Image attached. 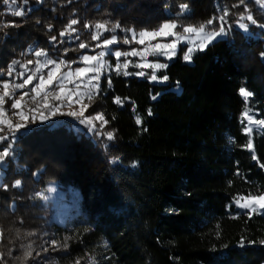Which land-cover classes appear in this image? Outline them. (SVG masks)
I'll return each mask as SVG.
<instances>
[{
  "label": "trees",
  "instance_id": "1",
  "mask_svg": "<svg viewBox=\"0 0 264 264\" xmlns=\"http://www.w3.org/2000/svg\"><path fill=\"white\" fill-rule=\"evenodd\" d=\"M225 8L227 36L193 63L181 53L172 59L158 71L167 83L104 75L84 114L103 113L108 123L95 131L86 123L74 130L61 115L42 120L36 80L6 98L13 123L20 110L11 103L25 91L30 109L14 139L9 132L0 143L10 151L0 164V264H264V212L236 205L264 194V126L242 116L247 107L264 120V12L253 0H0V90L33 73L37 52L82 66L113 33L93 40L96 23L119 24L122 38L175 18L201 24ZM248 12L258 23L245 19L244 30L235 21ZM73 19L77 31L61 35ZM241 87L253 93L247 101ZM250 139L254 150L245 147ZM53 184L65 191L62 202L73 198L65 223L50 219Z\"/></svg>",
  "mask_w": 264,
  "mask_h": 264
},
{
  "label": "snow or ice",
  "instance_id": "2",
  "mask_svg": "<svg viewBox=\"0 0 264 264\" xmlns=\"http://www.w3.org/2000/svg\"><path fill=\"white\" fill-rule=\"evenodd\" d=\"M7 2V0H5ZM15 2V0H13ZM245 0H240V4H244ZM257 4H260L262 7H264V0H256ZM181 10H187L188 5L184 4L181 5ZM247 7V5H245ZM24 13L23 11H16L14 15L16 16H22ZM227 17H228V9H224L223 15L220 16H213L209 20H207L205 23L200 24L199 26L195 25H188L183 27V32L178 33L174 31L177 27L176 23L173 21H166L163 24H161L158 28L153 29L152 31L148 30H142L139 33H136L132 29H128L126 31L132 32V39L136 40L137 36L140 37V39L137 40V42L141 45L145 44V38H148L149 41L155 40L157 37H175L176 39L172 40L170 43L162 44V43H156V44H150V46L143 48L142 50H137V49H132L131 52H120L116 51L114 53L115 57L119 60L121 56H145L149 54H157V55H163L167 56L169 58L173 57L176 55V48L180 40L183 39H188V37L184 34H190L194 33L197 41H193L194 47L188 48V50L184 53L183 59L185 61H190L192 58V53L199 49V50H204V48L207 47L208 44H210L213 40H215L217 37H220L221 35H226L228 30L231 28V25H227L226 27V22H227ZM247 19L250 21L252 24H257V20L254 19L253 15L251 12H248L247 14L241 13L240 14V19L236 20L235 23L242 29L247 30L248 24L243 23ZM220 21L218 29L216 28H211L209 29V26L213 25L215 21ZM39 23V21H37ZM79 21L76 19H73L70 21V23L67 25L66 29L64 32H61V35H66L69 32H76L77 29L74 28L73 26L78 24ZM4 26H10V25H4ZM14 26V25H11ZM261 27H264V25H260ZM51 28V25H49ZM84 27L90 28L92 25L85 24ZM120 25L116 24L114 25L111 29L107 27L106 23H96L95 28L97 30H103L104 32H115L116 28H119ZM208 29V30H206ZM102 33L97 31L92 35L93 40H100ZM78 38V37H77ZM53 40L56 39V37H52ZM118 38L116 35H112L110 38H104L102 41V45H96V47H109L113 44L118 43ZM127 37L124 38L123 43L128 44L131 43ZM80 48H86L87 45L84 43L79 44ZM67 51V50H66ZM37 56L44 55L43 51L37 52ZM264 56V53L261 54ZM105 56V52L101 51L97 53L96 55H84L82 57V60L88 65L86 68H76L74 71L71 69V64L76 63V61H65L63 59L59 60L57 62L56 60L48 59L45 63L41 65L40 68H37L36 71L40 72L41 68H47L49 65H52L53 67L48 71L47 76L45 77L44 75L39 76V83L35 85L34 88H32V92L36 93L37 95L40 94V92H43L48 86L52 85L54 82L58 84V87L60 89V92L63 93L65 91L64 88V83L65 81L72 83L73 82V77L79 79L81 77H88V82L90 85V89L87 93H82L80 94L81 96L87 95L89 101H91L93 94H95L96 91L99 89V83L93 84L92 81H99L100 75L102 73V70L105 69L106 67V62L103 60V57ZM19 63L18 61H13V64L9 66V71L7 72L8 76H12L13 72L15 71V65ZM28 64H32L33 61L29 60L27 62ZM131 63V61H126L123 64L117 63L115 65V71L119 74L121 71L125 75H130L131 73H128L127 71H124L127 69L128 64ZM61 66L67 67L69 70L61 76L60 74V69ZM137 67H148V68H167V64H137ZM24 67L27 69V65H24ZM91 73L92 75L89 76L88 74ZM20 76H24L25 74L23 72L19 73ZM135 75L138 76H143V72H138L135 73ZM152 80L158 79V77L153 73L150 77ZM36 79V77L33 74L27 75V77L24 79L23 83L20 84H15L12 85L10 81H3L2 82V90H0V142L8 140V134L9 132L13 135L14 139V134L15 132L19 131L22 127L25 125L23 123H13L12 118L8 114V110L5 109L4 105L8 102L6 98H10L15 95V89H24L27 85H31L33 83V80ZM163 80H167L168 77L165 75L162 77ZM109 85H111V79H108ZM76 88H79V84L76 85ZM240 94L244 97L245 101H247L248 97L252 96L253 93L247 91L245 88L241 87L239 89ZM29 93L25 91L22 95L17 97L12 103H11V108L12 109H18L20 111H16L12 113V116L19 117L21 121H28L29 117L24 113L22 110V102H25V97H27ZM35 99V97H33ZM47 97L45 96V100ZM56 99L59 100L60 96L57 95ZM155 99V97H153ZM79 102V101H78ZM115 102L117 104H122L123 101L119 98H115ZM88 105H82V109L79 112H70L69 115L76 116L77 118L84 117V110H86ZM32 111H35V109H32ZM250 109L245 107V111L243 112L242 116L247 118L250 123H255L256 125L259 126H264V120H254L252 116H249ZM55 114V110L53 112ZM149 114H151V110H149ZM46 119V117H44ZM35 119V117H33ZM95 121H100L101 124H107L108 121L104 119L103 113H97L95 116H88L84 117L81 119V123H86L88 124L94 131L96 130V124L94 123ZM137 123H141L139 117H137ZM247 133L252 132V128L248 127L245 129ZM107 138L109 140L114 138V133L108 132ZM250 150L253 149V144L251 139L248 141L247 145H245ZM10 155V151L8 148H5L4 151L0 152V162H3L4 159ZM253 159H257V157L254 155ZM261 168H264V164L260 165ZM20 184V181L17 180L15 182V185L18 186ZM3 187H7L4 185ZM243 200V203L241 202ZM236 204L244 209L249 210V214L255 213L257 209H264V194H261L256 197H252L250 194L249 196L241 197L236 200ZM0 238H2V233H0ZM251 243H254L251 242ZM260 243L264 244V241H261ZM52 244H56V241H52ZM64 247H67L65 244ZM32 255L31 251H28L25 253V258L30 257ZM2 258V257H0ZM76 264H79V261L76 262Z\"/></svg>",
  "mask_w": 264,
  "mask_h": 264
},
{
  "label": "rangeland",
  "instance_id": "3",
  "mask_svg": "<svg viewBox=\"0 0 264 264\" xmlns=\"http://www.w3.org/2000/svg\"><path fill=\"white\" fill-rule=\"evenodd\" d=\"M253 1L255 3L256 8L258 9V11L264 12V7H262L260 4H257L256 0H253ZM167 21H173V22L176 23L177 27H176V29L174 31H176L178 33H182L183 32V27H185V26H188V25L199 26L200 25V24H188V23L186 24V23H184V20L176 19V18L172 19V20H167ZM164 22H166V21H164ZM164 22H162L161 24H163ZM161 24H159V26ZM219 24H220V21L217 20V21H215L213 23V25L209 26V29H211V28L218 29ZM159 26H157L155 28H151V29L150 28H145L143 30L152 31L153 29H156ZM206 30H208V29H206ZM97 31L102 33L101 36H106L107 33H111V31H109V32H104L103 30H97ZM116 31H117V29L115 30V32ZM140 31H142V30H140ZM115 32L111 33L110 36H106V38H110L112 35H116ZM139 32H136V33H139ZM122 34H123L122 38L118 37L116 35L117 38H118V41H119L118 43L113 44V45H111V46H109L107 48L103 47L102 49H100L99 52H101V51L105 52V56L103 57V60L106 62V67H105L104 70H102V73L100 75L99 81L98 82L97 81H92L93 84L99 83V86H100L101 79L103 78L104 75H106V74L110 75V74H112V72L113 73H117L115 71V65L117 63L123 64L126 61H131V63L128 64L127 69L124 70V71H127L128 73H131L130 75H133V74L135 75V73L143 72L144 73L143 76H138V75H136V76L141 77V78H147L150 81L156 82V83H163V84L167 83L168 79L167 80H163L162 76H160L158 74V71L160 69H162V68L137 67L136 65L137 64H147V63H151V64H157L158 63V64H167L168 65V63L172 59L177 57L180 53H181V57L183 59L184 53L188 50V48L194 47L193 41H196L198 43L197 38H196L194 33L184 34V35H186L188 37V39H183L182 38L180 40V42L178 43L177 48H176V55L171 57V58H169L167 56H163V55L149 54V55H146V57L145 56H121L119 58V60H118L115 57V55H114V53L116 51L131 52L132 49H134V48L137 49V50H142L143 48L150 46V44H156V43L166 44V43H170L172 40L176 39L175 37H172V36H169V37H157L155 40H151V41H149L148 38H145V44L141 45V44H139L137 42V40L140 39L139 36H137L136 40H133L132 39V32L123 30ZM226 36H227V34L226 35H221L220 37H217L212 42H214L216 40L223 39ZM125 37H127L132 42L128 43V44L123 43V40H124ZM100 44L102 45V42ZM210 44H208V45H210ZM206 48H204V50ZM198 51H202V50H199V49L195 50L192 53V58H191L190 61H185L184 59L183 60L185 62H187V63H193L194 55ZM99 52H97V53H99ZM97 53L86 54V55L92 56V55H96ZM48 59L56 60L55 58H51L48 55L44 54V55L40 56V58L38 59L36 65H34V67H33L34 69H33V73L32 74L36 77V79L33 80V82L36 80L35 85L37 83H39V79H38L39 76L40 75H44L46 77L48 71L53 67L52 65H49L47 68H41L40 72L36 71V69L40 68L41 65L43 63H45ZM59 60H61V59H57L56 61L59 62ZM86 67H88V65L84 61H82V66H79V68H86ZM71 69L74 71L76 68H72L71 67ZM68 70L69 69L67 67L61 66V69H60L61 76L63 75V73L67 72ZM120 73H123V71H121ZM153 73L158 77V79L152 80L150 78ZM88 75L91 76L92 74L89 73ZM77 84H79V88L78 89L76 88ZM12 85H14V83H12ZM64 88H65V91L63 93H61L60 89L58 87V84L56 82H54L52 85L48 86L43 92H40L39 95L34 93L35 94L34 97H36V96L39 97L38 98V100H39L38 108H40L39 110L42 111L39 116H40V118L42 120H48L49 119L52 122H58V121H60L62 119L63 120H70L72 122L71 128L74 129V130H80L84 126V124L81 123V119L84 118V117L77 118L76 116L69 115V113L70 112H74V111L75 112L81 111L82 105H88L89 106L90 102L92 101V99H91V101H89L87 95H83V96L80 95L82 93H87L89 91V89H90V85H89V82H88V77L87 76L86 77H81L79 79L73 77V82L72 83H69V82L65 81ZM174 89L180 90V87L177 86ZM96 93H97V91L95 92V94H93L92 98L96 95ZM57 95L60 96L59 100L56 99ZM45 96L47 97L46 100H45ZM26 101L27 100L25 99V102ZM25 102H22V110L27 115L29 113L30 103H28L23 108V105H24ZM54 110H55V114H53ZM86 110H84V114H85ZM34 112H36V111H34ZM96 114H93L91 116H95ZM60 115H61L62 119L60 118ZM44 117H46V119ZM19 121H20V123L25 124V121H21L20 119H19ZM94 123L96 125H99L100 127L104 125V124L102 125L100 121H95ZM253 125H255V123H250V126H253ZM92 130L93 129L91 128L90 131L92 132ZM0 134H2V133H0ZM2 163L3 162H0V164H2ZM0 175H1V172H0ZM62 191H64V190L58 188L55 184H53V185L50 186V190L48 191V193L46 195L47 198L51 201V204H52L51 205V216H50V219L51 220H55V221H57L59 223H65L67 216L70 214V209H71L72 199H73L71 197L68 200H65L64 202H62L61 201V199L63 198L62 195H61ZM73 191H74V189H71V193ZM64 193H65V191H64ZM60 197H61V199H60ZM241 202L243 203V200H241ZM237 207H239V206L237 205ZM239 208H241V207H239ZM241 209L249 211L248 209H244V208H241ZM257 211L258 212H264V209H257Z\"/></svg>",
  "mask_w": 264,
  "mask_h": 264
}]
</instances>
